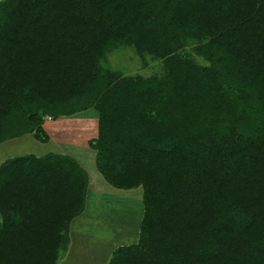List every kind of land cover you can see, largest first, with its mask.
Listing matches in <instances>:
<instances>
[{
  "label": "trees",
  "instance_id": "obj_1",
  "mask_svg": "<svg viewBox=\"0 0 264 264\" xmlns=\"http://www.w3.org/2000/svg\"><path fill=\"white\" fill-rule=\"evenodd\" d=\"M129 47L159 73L110 70ZM89 109L96 172L141 189L107 264H264V0H0V144ZM87 182L67 155L1 162L0 264L63 259Z\"/></svg>",
  "mask_w": 264,
  "mask_h": 264
},
{
  "label": "rangeland",
  "instance_id": "obj_2",
  "mask_svg": "<svg viewBox=\"0 0 264 264\" xmlns=\"http://www.w3.org/2000/svg\"><path fill=\"white\" fill-rule=\"evenodd\" d=\"M194 60L196 64L206 65L198 57ZM106 65L121 76L148 78L159 73L161 60L141 56L129 47L108 55ZM42 127L48 138L46 143H39L30 135L7 140L0 144V163L26 154L57 153L72 157L86 172L90 183H101L100 189L96 188L98 185L89 187L87 205L81 216L73 220L67 251L57 264H107L115 248L137 240L142 215L141 189L112 188L96 172L94 153L88 146L96 136L93 110L52 121L45 117Z\"/></svg>",
  "mask_w": 264,
  "mask_h": 264
},
{
  "label": "crops",
  "instance_id": "obj_3",
  "mask_svg": "<svg viewBox=\"0 0 264 264\" xmlns=\"http://www.w3.org/2000/svg\"><path fill=\"white\" fill-rule=\"evenodd\" d=\"M91 180V179H90ZM98 182V181H96V180H92L91 182ZM97 186L98 185V187H96V188H99L100 189V187L102 188V186H101V183L99 184V183H95V184H93V183H90V181H88L87 182V189H86V196H85V204H84V209H85V207H86V205H87V195H88V189H89V187L90 186ZM108 185V184H107ZM84 209H83V211H84ZM82 211V212H83ZM82 214V213H81ZM81 214L78 216V217H76V218H79L80 216H81ZM76 218H74V219H76ZM73 219V220H74ZM73 220H72V222H73ZM72 222L70 223V227H69V242H70V235H71V230H72Z\"/></svg>",
  "mask_w": 264,
  "mask_h": 264
}]
</instances>
